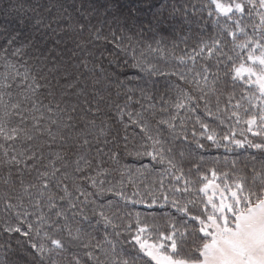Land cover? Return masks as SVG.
<instances>
[{
  "label": "trees",
  "instance_id": "trees-1",
  "mask_svg": "<svg viewBox=\"0 0 264 264\" xmlns=\"http://www.w3.org/2000/svg\"><path fill=\"white\" fill-rule=\"evenodd\" d=\"M81 4L86 9L98 10L89 17L92 33L85 32L82 37L91 41L87 44L86 51L76 48L78 40L70 38L72 33L69 29L70 24L74 25L85 19L78 11ZM209 4L210 0H0V92L4 94L6 103L23 102L20 115H12L7 126L20 125L34 136L33 140L23 142L5 141L0 136V144L9 148V157L31 147L37 150V155L43 152V164H47L48 159L59 152L65 156L62 163L67 166L72 177L68 181L70 191H74L71 185L75 182L82 190L92 193L90 201L94 200L99 205L111 202L112 211L119 217L115 221L118 224H127L130 220L134 223L135 215L139 213L141 219L165 232L170 230V222H176L179 226L180 222L189 220L173 208L170 201L164 202L160 196L161 179L166 192H169V185L174 181L165 174L166 164L142 154L146 150H152L150 142L144 139L141 129L132 123L127 112L142 113L150 125L155 127L159 118H167L169 114L175 113L172 104L177 95L176 86L192 95L199 94L195 85L185 83L176 75L150 73L133 65L137 62L152 64L159 69V73L183 71L188 80H191L192 63L189 61L184 64L177 58L190 53L201 41H208L216 35L219 26L214 23L215 14H208L211 10ZM64 9L67 10L66 14ZM185 9L186 12L183 11ZM62 14L64 19L60 18ZM67 15L71 16V20L67 19ZM245 20L252 22L247 17ZM49 24L50 28L47 27ZM97 29L100 33L98 40L94 35ZM248 32L251 33L252 29L248 28ZM12 36L16 39L9 45L8 40ZM157 41L161 42L163 53L149 52L147 45L150 44L155 49ZM17 49L20 51L17 52ZM73 52L77 54L73 55ZM205 62L210 65L215 63L214 59L209 61L205 57H197L196 70ZM95 65H102L104 71L94 68ZM25 74L28 80L24 79ZM32 77L42 86L34 95L27 87ZM241 87V82L233 86L229 80L226 90H235L239 97ZM141 89L152 98H142ZM250 90L255 91L254 88ZM25 96H28L27 100ZM33 102L37 107L45 106L41 111L50 106L52 113L45 111V115H52L58 123L52 124L45 119L41 122V130L32 132ZM192 103L195 105L196 101ZM125 104L127 108L121 118L118 111ZM57 105L67 111L56 115ZM73 107L75 112L71 111ZM161 109L167 111L161 112ZM153 111L157 113L156 118L151 116ZM185 114L186 110L181 109L180 115ZM190 115H199L214 127L218 125V121L204 113L203 101H200L197 111ZM22 116L27 119L21 125ZM68 116L72 117L70 121ZM65 123L71 127H63ZM193 124V120L187 121L188 140L181 136L174 145H166L174 146L177 159L181 149L187 148L193 152L195 160L185 161L184 170L187 172L194 162H199L200 157H203L202 171L215 168L218 174H228L227 180L218 179L217 183H231L237 175L246 177L248 183H251L253 170L259 173L264 165V150L247 146H216L205 139H201L205 147L197 148L192 140ZM195 127L198 130L199 125ZM48 128H51L55 139L49 136L46 130ZM225 130V126L217 127L221 134ZM162 131L163 138L171 142L174 135L171 130L162 126ZM246 135L255 143H261L260 137L251 133ZM61 136L64 137L63 140L60 139ZM237 138H240L239 135ZM84 139L89 144L82 146ZM97 148L100 149L99 154ZM137 152L141 154L137 155ZM80 156L92 162L91 168L75 173V161ZM8 159L3 155V149H0V264H32L33 250L27 244V238L3 231L6 221L15 223V214L5 211L4 205L6 196L14 197L19 194L21 180L24 182L23 186L37 182V171L33 169L31 161L28 162L29 167L25 168L22 163L6 162ZM37 167L39 171L45 170L40 165ZM57 167H60V163H57ZM98 172L101 175L97 177ZM196 175L193 168V177ZM88 177H97L98 181H104L103 187H112L114 191L100 195L92 187ZM117 190H122L130 199H121L115 195ZM54 191L62 193V189ZM149 193L157 197L156 203H152ZM142 198L144 203L136 202ZM177 198L184 199L185 196ZM84 208L85 215L90 218L89 221H84V225L96 240H103L105 231L112 233L111 227L105 229L103 223L97 224L98 217H93L92 203ZM192 212L198 215L199 208ZM76 219L79 221L81 217L77 215ZM89 224L91 227H88ZM189 224L191 227L198 226L192 221ZM120 231L122 236L115 238L118 241L117 253L121 250L125 253L132 252L131 245L126 242L127 233L123 229ZM188 239L185 252L194 248L191 243L194 238ZM97 255L102 261L105 259L103 253L98 252ZM84 259L87 260L86 257ZM141 260L155 264L146 256H142ZM88 264H95V261H88Z\"/></svg>",
  "mask_w": 264,
  "mask_h": 264
},
{
  "label": "snow or ice",
  "instance_id": "snow-or-ice-1",
  "mask_svg": "<svg viewBox=\"0 0 264 264\" xmlns=\"http://www.w3.org/2000/svg\"><path fill=\"white\" fill-rule=\"evenodd\" d=\"M209 8L211 10L208 14H215L214 23L219 26L216 35L208 41H201L190 53L177 58L181 63H192L191 80H188L183 71L159 73V69L152 64L137 62L133 65L150 73L176 75L185 83L195 85L199 94L192 95L176 86L177 95L172 104L175 113L169 114L167 118H159L155 127L150 125L142 113L127 112L132 123L141 129L144 139L150 142L149 147L152 150H146L142 154L166 164L165 174L174 181L169 185V192H166L161 179L160 196L164 202L170 201L172 207L189 220L180 222L179 226L176 222H170V230L165 232L141 219L139 213H136L134 223L130 220L127 224H118L115 221L119 217L112 211L111 202L108 205H99L94 200L90 201L92 193L82 190L75 182L71 185L74 191H70L68 181L72 177L67 166L62 163L65 156L57 152L48 159L47 164H43L45 157L42 151L37 155V150L29 147L9 157V148L0 144L3 155L9 158L6 162L22 163L28 168V162L31 161L33 169L37 171V182L23 186L24 182L21 180L19 194L14 197L6 196L4 205L5 211L15 214V223L6 221L3 231L21 234L27 238V244L33 250L32 264H88V261H95V264H148L141 260L142 256L149 257L155 264H264V165L259 173L253 170L251 183H248L246 177L237 175L231 183L221 184L217 180H227V173L218 174L215 168L202 171L203 157H200L199 162H194L193 167L186 172L183 163L195 160L193 152L187 148L181 149L177 159L174 146H166L169 143L174 145L181 136L188 140L187 121L193 120L192 140L197 148L205 147L201 143V139H205L216 146L223 144L225 147L247 146L264 150V0H210ZM78 11L85 19L69 25L72 33L70 38L78 40L75 45L77 49L86 51V46L91 41L82 37L85 32L92 33L89 17L98 10L86 9L81 4ZM183 11L186 12V9ZM63 12L66 14L67 10L64 9ZM245 17L252 22H246ZM60 18L64 19L65 16L62 14ZM67 19L71 20V16L67 15ZM47 27L50 28L51 25ZM248 28L252 29L251 33ZM94 35L95 39H100L99 29ZM15 39L12 36L8 44L11 45ZM160 43L157 41L155 49L150 44L147 45L148 51L163 53ZM16 51L19 52L20 49ZM197 57H205L209 61L214 59L215 63L210 65L205 62L196 70ZM84 67H87V61L84 62ZM94 68L104 71L102 65H95ZM24 79L28 80L27 74ZM229 80L233 86L241 82L239 97L235 90H226ZM27 87L34 95L42 86L32 77ZM251 88L255 91H251ZM140 92L142 98H152L145 90L141 89ZM3 97L4 94L0 92V136L5 141L12 142L33 140L34 136L25 127L7 126L12 115H20L23 102L6 103ZM27 99L28 96H25V100ZM193 101H196L195 105ZM200 101H203L206 116L218 121L217 126L214 127L199 115H190L200 107ZM42 108L45 106L37 107L33 102L32 132L40 131L41 122L45 119L52 124L58 123L52 115H45V111L52 113L50 106L45 111H41ZM56 108V115L67 111L60 109L59 105ZM125 108L127 104L119 108L118 115L121 118L125 115ZM181 109L186 110L184 116L180 115ZM75 110V107L71 109L72 112ZM166 111L167 109H161V112ZM151 116L156 118L157 113L153 111ZM25 119L27 117H21V125ZM71 119L68 116V120ZM196 125H199L198 130ZM162 126H167L174 134L171 142L163 138ZM219 126L226 127L222 134L217 131ZM63 127L69 128L71 125L65 123ZM46 130L49 136L56 138L51 128ZM246 133L260 137L261 143H255ZM238 135L240 138H237ZM60 139L63 140L64 137L61 136ZM88 144L89 141L84 139L82 146ZM99 153L100 149L97 148V154ZM57 163H60V167H57ZM91 164L90 160L80 156L75 161L73 172L82 173L85 168L90 169ZM37 165L45 170L39 171ZM193 168L197 174L195 177ZM100 175L98 172L97 177ZM97 177L87 179L100 195L114 191L112 187H103L104 181H98ZM54 189H62V193ZM115 195L121 199H130L122 190L115 191ZM149 195L152 203H156L157 197L152 193ZM178 196L185 198L179 199ZM136 202L145 201L142 198ZM88 203L94 205L93 217H98L97 224L103 223L105 229L111 227L113 230L112 233L105 231L103 240H96L86 230L84 221H89L90 218L85 215L84 206ZM197 208L199 214L194 215L192 210ZM77 215L81 217L79 221L76 219ZM189 221L198 226L191 227ZM120 229L127 233L126 242L131 245L132 252L125 253L121 250L117 253L118 241L115 238L122 236ZM201 233L203 236H200ZM189 237L194 238L191 241L194 248L185 252ZM98 252L103 253V261L97 255Z\"/></svg>",
  "mask_w": 264,
  "mask_h": 264
}]
</instances>
